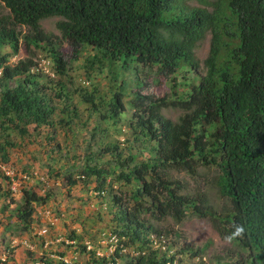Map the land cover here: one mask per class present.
<instances>
[{"label": "trees", "instance_id": "1", "mask_svg": "<svg viewBox=\"0 0 264 264\" xmlns=\"http://www.w3.org/2000/svg\"><path fill=\"white\" fill-rule=\"evenodd\" d=\"M188 1L0 0L8 11L0 18V51L11 49L0 55V160L7 163V151L15 146L12 132L25 137L29 129L41 134L45 127L51 129L43 133L45 139L53 140L57 108L45 92L48 86L38 80L40 74L31 72L36 51H46L55 73L64 76L81 50L90 47L95 54L87 64L92 68L95 63H107L114 69L118 89L108 113L100 118L116 125L127 104L132 110L128 123L132 139L147 150L141 161L133 153L122 159L119 145L108 143L99 155L116 157L113 167L97 164L91 157L77 179L71 174L65 179L74 187L80 180L87 184L95 177L99 194L105 193L107 176L131 188L129 197L114 195L110 206V233L119 239L110 261L172 264L175 254L168 257L150 246L149 236L162 233L145 215L171 218L178 224L190 215L210 220L221 238L244 251L246 256L232 264H264V0H196L200 6H190ZM54 17L61 18L56 25L60 37L40 26L42 20ZM206 35H210L209 51L201 71L195 50ZM63 42L73 51L66 58L60 52ZM21 45L27 57L10 67L7 61ZM131 64L136 76L133 86L122 78ZM140 73L148 79L153 74L156 84L181 86L184 92L171 101L158 97L150 91V80ZM11 81L14 87L9 86ZM55 86L56 96L65 98L64 84ZM86 94L81 97L87 102ZM124 97L129 98L127 102ZM168 107L184 115L174 123L161 115ZM75 112L65 105L61 110L65 116L58 123L70 124ZM93 130L95 134L96 127ZM212 167L218 170L216 186L229 204L228 211L217 212L203 191L184 193L183 184L172 177L174 171L195 177L199 169ZM21 198L13 215L21 230L28 231L34 205L45 204L48 196L23 190ZM237 227L243 228L239 234ZM67 239L82 240L74 231ZM58 245L44 251L41 264H63L54 257L66 255L70 247L60 252L65 244ZM122 249H134L137 255L131 257ZM189 249L184 246L180 252ZM91 262L107 261L91 253Z\"/></svg>", "mask_w": 264, "mask_h": 264}, {"label": "rangeland", "instance_id": "2", "mask_svg": "<svg viewBox=\"0 0 264 264\" xmlns=\"http://www.w3.org/2000/svg\"><path fill=\"white\" fill-rule=\"evenodd\" d=\"M188 5L200 6L196 0L188 1ZM6 15L8 11L0 5V18ZM60 20L61 18L58 17L48 18L42 20L40 26L45 33L60 37L56 26ZM209 43L210 35H206L195 50L201 71L202 62L209 51ZM10 52V48L4 47L0 55ZM60 52L65 58L73 53L65 42L60 46ZM94 54L95 51L92 48L84 47L78 61L69 64L66 75L59 76L55 73L48 53L43 50L36 51L34 58L36 66L31 72L40 74L41 77L38 80L41 84L48 86L45 92L57 108L53 117L55 123L53 140L45 139L46 135L43 133L51 130L45 127L40 129L41 134L38 131L33 132L31 128L25 137L15 132L11 133L10 140L15 146L7 151V163L0 160V167L14 173L18 191L16 193L9 191V181L0 168V264H36L42 254L45 256L44 251L51 252L55 249V246L51 244L44 248L43 240L37 236L39 230L46 226L50 230L49 241L53 242L54 238L67 239L69 233L74 231L82 238L77 241L78 247L81 248L84 242H90L96 249L106 251V242L102 244L101 239L103 233L107 238L111 230L113 210H110V206L113 196L123 197V194H126L129 197L131 188L107 176L105 193L99 194L95 190L98 186L95 177L89 179L87 184L83 182L84 180H80L74 187H69L65 179L69 174L77 179L82 169L91 163V157H94L97 164L113 167L118 161L116 157L99 155L100 150L108 143L119 145L122 159H126L129 153H133L136 154L137 160L141 161L147 150L140 142H134L132 139L128 126L132 110L127 104L125 112L116 125L100 118V115L108 113L110 99L118 89L117 82L113 79L114 69L109 68L107 63L104 62L103 65L95 63L92 68L87 64V60H90ZM26 57L25 49L21 45L17 55L12 56L7 61V65L13 67ZM132 68L131 64L130 72L122 75V78L130 81L133 86L136 76L131 72ZM140 75L141 78L150 80V91L158 97L166 96L171 101L184 92L181 86L173 89L170 82L156 84L152 79L153 74L149 76V79L144 77V74L140 73ZM188 78L192 80L193 76L189 75ZM60 82L64 84L65 98L56 96L59 89L55 85ZM15 84L14 81L9 82L10 87H14ZM77 90H80L79 93ZM84 93H87L89 100L87 102L82 100L81 96ZM128 99L124 97L125 102ZM65 105L74 107L76 114L71 118L70 124L60 125L58 121L60 117L65 116L61 114ZM161 115L176 123L184 112L168 107L161 110ZM67 120L69 119L66 118ZM94 127H96L95 134H93ZM217 175L218 170L215 167L201 168L195 177H189L183 172H172V177L183 184L184 193L193 194L196 191H203L212 208L217 212L228 211L229 204L226 198H222L218 193ZM23 176L29 179L25 180ZM23 190L34 192L40 197L48 196L45 204L34 205V221L28 231L21 230L13 215L16 207L22 204ZM46 212L49 214L47 215ZM145 219L162 233L173 253L188 264H232L240 257L246 256L244 251L229 239L221 238L208 219L187 215L180 224L171 218L156 220L145 215ZM165 231L168 235L163 234ZM24 241L30 248L23 244ZM184 246L190 247L189 252H180ZM195 252L197 254L192 256ZM86 257L81 255L79 260L85 263ZM217 259H221V262L218 263ZM118 262L121 264L120 261Z\"/></svg>", "mask_w": 264, "mask_h": 264}, {"label": "built area", "instance_id": "3", "mask_svg": "<svg viewBox=\"0 0 264 264\" xmlns=\"http://www.w3.org/2000/svg\"><path fill=\"white\" fill-rule=\"evenodd\" d=\"M1 170L4 172L5 176L9 179V184H10V190L12 193H16L18 191V185L15 180V175L14 173L6 169L4 167H0ZM25 180H28L29 177L23 176ZM43 181V179L41 178ZM103 194V193H101ZM48 215L49 213L46 212ZM37 236L40 237L43 240L44 243V248H47L48 245H54L55 249L57 248L58 244L64 242L65 246H61L60 252L64 251L66 246L70 247L69 249L66 248V255L63 256H58L54 257L57 260L61 261L63 264H100L97 262H91V253H93V256L95 259H106L105 264H119V260H116V263H113L110 261L109 257L113 255L115 249L117 248L118 244V237L112 233H109L107 238H105V234L103 233L102 235V244L106 242V251L102 252L99 248L93 247V245L90 242H84L82 247H84L85 251H81V248L78 247L77 241L76 240H69V239H57L54 238V241H49L50 240V230L48 227H43L42 229L39 230L37 233ZM49 239V240H48ZM149 242L150 246L154 250H160L161 252H165L168 257L174 255L173 251L168 247L166 239L161 235L160 237L151 234L149 236ZM25 246H28V243L26 241L23 242ZM30 248V246H28ZM52 247V246H51ZM72 247V248H71ZM121 253H129L131 257H135L137 255V252L132 249V250H127V249H122ZM81 255H86V261L83 263L81 260H79V257ZM176 259L172 262V264H184L178 261L180 259L179 257H175ZM36 264H41L40 261L37 262ZM170 264V263H167Z\"/></svg>", "mask_w": 264, "mask_h": 264}, {"label": "clouds", "instance_id": "4", "mask_svg": "<svg viewBox=\"0 0 264 264\" xmlns=\"http://www.w3.org/2000/svg\"><path fill=\"white\" fill-rule=\"evenodd\" d=\"M242 231H243V228L242 227H237V229H236V233L237 234L241 233ZM175 256L178 257L177 255H175ZM179 260H180V262H182L184 264H188L184 260H182L181 258Z\"/></svg>", "mask_w": 264, "mask_h": 264}]
</instances>
